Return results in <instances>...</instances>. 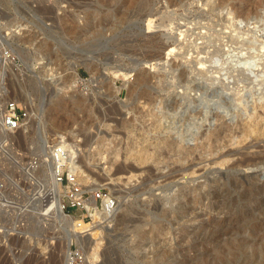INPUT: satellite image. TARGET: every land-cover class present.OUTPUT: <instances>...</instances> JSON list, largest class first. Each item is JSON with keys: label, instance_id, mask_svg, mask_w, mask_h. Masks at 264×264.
<instances>
[{"label": "rangeland", "instance_id": "374dc122", "mask_svg": "<svg viewBox=\"0 0 264 264\" xmlns=\"http://www.w3.org/2000/svg\"><path fill=\"white\" fill-rule=\"evenodd\" d=\"M0 19L36 121L0 144V264H264V0H0ZM58 134L119 207L66 210L79 244L33 215Z\"/></svg>", "mask_w": 264, "mask_h": 264}, {"label": "built area", "instance_id": "2783aa9c", "mask_svg": "<svg viewBox=\"0 0 264 264\" xmlns=\"http://www.w3.org/2000/svg\"><path fill=\"white\" fill-rule=\"evenodd\" d=\"M3 25L0 19V100L6 101L4 105L0 102V144L9 146L10 137L27 128L33 114L26 105L9 98V76L19 65L11 48L3 40ZM12 67L15 69L11 72ZM51 144H48V148L52 147L50 154L53 175L56 183L62 188V212L81 210L84 218L91 220H97L100 216L106 220L113 218L118 205L116 198L102 188L89 189V186L83 183L85 176L79 163L81 155H71L70 149L60 143ZM33 162L31 169L36 168L37 159ZM34 179L38 180L35 177ZM4 187V180L0 177V196H3ZM97 213L99 215L96 217ZM69 250L73 264H85V257L79 250Z\"/></svg>", "mask_w": 264, "mask_h": 264}, {"label": "bare ground", "instance_id": "6f19581e", "mask_svg": "<svg viewBox=\"0 0 264 264\" xmlns=\"http://www.w3.org/2000/svg\"><path fill=\"white\" fill-rule=\"evenodd\" d=\"M64 1V0H63ZM146 2V1H145ZM64 3V2H63ZM91 3V2H90ZM41 7V6H40ZM139 8V7H138ZM42 9V8H41ZM45 11H47V10H45ZM43 12V11H42ZM152 15V14H151ZM147 17V16H146ZM145 17V18H146ZM158 18V17H157ZM148 24V27L147 28H151L152 26H153V23H154V18L153 17H151V18H149L148 19V22H147ZM155 24V23H154ZM157 24V23H156ZM23 25V23H21L19 26L21 27ZM23 27H24V25H23ZM23 29V28H22ZM185 32V31H184ZM5 34V33H4ZM3 34V40L4 41H6V39H5V37H6V35H4ZM7 37H8V35H7ZM8 41V40H7ZM8 43V42H7ZM9 46V45H8ZM125 72V71H124ZM122 73H123V71H122ZM124 74V73H123ZM124 75H126V77L129 75L128 73H125ZM12 100H14V99H12ZM3 101V103H2V105H4L5 104V100H2ZM16 101V100H15ZM0 102H1V100H0ZM43 113L46 111V108L44 107L43 108ZM36 122V121H35ZM35 122H34V117H31V120H30V123H29V125L30 126H34L35 127ZM46 123V122H45ZM37 126H38V123H37ZM37 130V129H36ZM57 139H62V140H59V141H61L62 143H61V145H64V146H66L68 149H70V151H71V155H78L77 154V151L75 152L74 151V149L73 150H71V147H69V145L67 144V141L64 139V137H63V135H61V134H58L57 135ZM51 149H52V147H50V149H48L50 152H51ZM50 152H49V161H48V169H47V179H48V181H47V185H48V191H46L45 193H40V197L38 196V197H35L36 199V201L35 202H37L38 201V199L39 198H41L42 196H44V199H42L43 200V202H42V204H40V205H36V206H32V207H34L35 208V210H33L34 211V213H33V215L35 214V216L37 217V219H38V222H40V223H42V224H44V223H47V222H45V220L46 219H48L49 221H50V218H51V222L49 223L48 222V224H50V225H55V226H58L59 224H61L62 223V221L64 220V219H66L67 218V216L69 217V219H70V225H71V227L73 228L72 230L73 231H71V234H68L69 235V244H71L70 242H71V240L72 239H74V240H76V242H77V244H79V243H81V241H82V239H81V237L83 236V235H81L80 234V232H83V231H85V229H87L88 227H89V225H88V223L84 220V219H81V220H75L74 218H76V217H73V216H71V215H67L65 212H62V195H61V193H60V187H59V185L56 183V181H55V177H54V175H53V168H52V161H51V154H50ZM242 154V153H241ZM250 157V156H249ZM243 162V161H242ZM108 173H110V172H108ZM108 173L106 174V175H108ZM44 176H46V175H44ZM133 176V174H129V175H124V176H122L121 175V177L120 176H118V179H119V177L120 178H122V177H125V178H127V179H130L131 177ZM114 178H117L116 176L115 177H113V179ZM110 179H112V178H110ZM114 180H116V179H114ZM46 182V181H45ZM35 183V182H34ZM109 183H111V181L109 182ZM43 189V188H42ZM42 194H45V195H42ZM34 198V197H33ZM41 201V200H40ZM31 208V207H30ZM33 208V209H34ZM119 207H117V209H118ZM6 211V210H5ZM1 212V211H0ZM30 212V211H29ZM198 214V213H197ZM203 216V215H202ZM71 217V218H70ZM73 217V218H72ZM216 219V218H215ZM213 222V221H212ZM63 223H65V222H63ZM68 223V222H67ZM225 223H226V221H225ZM210 227V226H209ZM91 228V227H90ZM198 228V227H197ZM213 228V227H212ZM71 229V228H70ZM203 229V228H202ZM91 230V229H90ZM201 230V229H200ZM88 230H86V232H87ZM217 232V231H216ZM68 233V232H67ZM70 233V232H69ZM258 233V232H257ZM95 234V233H94ZM209 234V233H208ZM214 235V234H213ZM207 240V239H206ZM89 241V240H88ZM214 241V240H213ZM83 242V241H82ZM68 244V245H69ZM240 244V243H239ZM248 245H249V243H248ZM253 245V244H252ZM80 247H81V245H79ZM86 246V245H85ZM89 246V245H88ZM98 248H99V242H98V240H95V243H93V246H92V248H91V251L92 252H89L88 253V259L91 261V263H93L95 260H97L98 258H99V255H100V253H99V251H98ZM249 248V247H248ZM244 249V248H243ZM166 251V250H165ZM86 254V253H85ZM87 255V254H86ZM86 255H85V257H86ZM251 255H253V254H251ZM254 257H255V255H254ZM253 257V258H254ZM250 258V257H249ZM252 258V259H253ZM258 258H260V257H258ZM68 260H72V258H71V254H70V252H69V254H68ZM246 260H249L248 258L246 259ZM245 262V261H244ZM263 262V261H262ZM246 263V262H245ZM248 263V262H247ZM225 264V263H224ZM242 264H244V263H242ZM255 264V263H254Z\"/></svg>", "mask_w": 264, "mask_h": 264}]
</instances>
